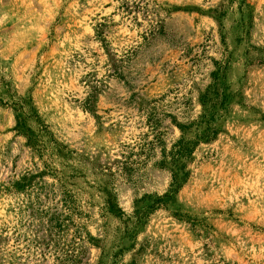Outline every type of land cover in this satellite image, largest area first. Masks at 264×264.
Here are the masks:
<instances>
[{
  "label": "rangeland",
  "instance_id": "1",
  "mask_svg": "<svg viewBox=\"0 0 264 264\" xmlns=\"http://www.w3.org/2000/svg\"><path fill=\"white\" fill-rule=\"evenodd\" d=\"M0 264H264V0H0Z\"/></svg>",
  "mask_w": 264,
  "mask_h": 264
},
{
  "label": "trees",
  "instance_id": "2",
  "mask_svg": "<svg viewBox=\"0 0 264 264\" xmlns=\"http://www.w3.org/2000/svg\"><path fill=\"white\" fill-rule=\"evenodd\" d=\"M187 152H188V149L185 148V146H178L177 150L175 151V157H182ZM173 184H177L175 178L173 179Z\"/></svg>",
  "mask_w": 264,
  "mask_h": 264
}]
</instances>
